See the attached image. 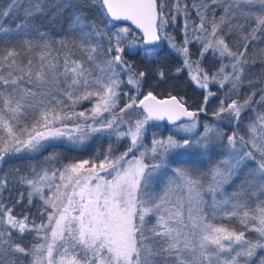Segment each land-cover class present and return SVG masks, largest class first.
I'll list each match as a JSON object with an SVG mask.
<instances>
[{
  "label": "snow or ice",
  "instance_id": "obj_1",
  "mask_svg": "<svg viewBox=\"0 0 264 264\" xmlns=\"http://www.w3.org/2000/svg\"><path fill=\"white\" fill-rule=\"evenodd\" d=\"M0 264H264V0H0Z\"/></svg>",
  "mask_w": 264,
  "mask_h": 264
},
{
  "label": "trees",
  "instance_id": "obj_2",
  "mask_svg": "<svg viewBox=\"0 0 264 264\" xmlns=\"http://www.w3.org/2000/svg\"><path fill=\"white\" fill-rule=\"evenodd\" d=\"M163 50L160 56V63L166 68V69H174L175 65L178 63V60L172 55H169V48L167 46H162ZM207 66H210L211 61L205 62ZM261 65L259 62L254 66L253 70L249 73V76L253 79L256 77L261 76L260 72ZM153 87L155 88V91L159 94H164L166 92L171 91L173 94L184 96L187 100V103L192 109H195L198 105L202 103V96H201V90L196 88L194 83L190 81L189 75L187 71L185 73L181 74L180 79L176 80H170L169 83L163 87H156L155 81L151 82ZM127 90V89H125ZM242 92L244 89L241 90ZM131 94V93H130ZM217 100L216 98H213L211 102L208 105L209 108V115L207 117H203L202 114V122L203 119L211 120L212 116L210 115L211 110L216 107ZM90 105L88 102H85L83 105H81V108L89 107ZM227 124H225V131H227ZM164 135H167V131H164ZM118 150L119 146H116ZM107 148V143L103 141H92L89 145L85 146L83 149H70L68 147H61L57 149L64 157L80 160V159H87L90 156H92L97 150H103ZM51 151V150H50ZM47 155V153H45ZM43 157H40V160H42ZM34 163H38V161H33ZM27 162L21 163L20 161H16L15 166L18 167H24L26 166ZM12 164L5 165L2 169L3 172H8L10 168L12 167Z\"/></svg>",
  "mask_w": 264,
  "mask_h": 264
},
{
  "label": "rangeland",
  "instance_id": "obj_3",
  "mask_svg": "<svg viewBox=\"0 0 264 264\" xmlns=\"http://www.w3.org/2000/svg\"><path fill=\"white\" fill-rule=\"evenodd\" d=\"M178 38H179V35H178ZM161 45L162 46H167V43L165 42V41H162V43H161ZM168 47V46H167ZM84 108V107H83ZM162 125H164V124H162ZM167 126V125H166ZM172 126H167V128L168 129H170ZM167 134H168V132H167Z\"/></svg>",
  "mask_w": 264,
  "mask_h": 264
},
{
  "label": "water",
  "instance_id": "obj_4",
  "mask_svg": "<svg viewBox=\"0 0 264 264\" xmlns=\"http://www.w3.org/2000/svg\"><path fill=\"white\" fill-rule=\"evenodd\" d=\"M161 43H162V41H161ZM159 123L166 125V122H159ZM167 126H171V125H167Z\"/></svg>",
  "mask_w": 264,
  "mask_h": 264
}]
</instances>
